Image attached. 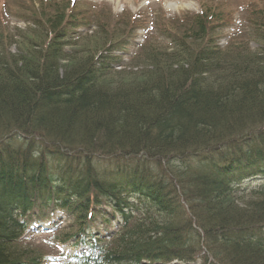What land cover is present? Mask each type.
<instances>
[{"label":"trees","instance_id":"1","mask_svg":"<svg viewBox=\"0 0 264 264\" xmlns=\"http://www.w3.org/2000/svg\"><path fill=\"white\" fill-rule=\"evenodd\" d=\"M66 8L30 56L0 52V264H43L25 235L54 211L56 242L82 250L67 264H264V181L247 184L264 176V14L261 46L219 48L203 5L140 83L108 85L139 16L78 55L68 31L88 20Z\"/></svg>","mask_w":264,"mask_h":264},{"label":"rangeland","instance_id":"2","mask_svg":"<svg viewBox=\"0 0 264 264\" xmlns=\"http://www.w3.org/2000/svg\"><path fill=\"white\" fill-rule=\"evenodd\" d=\"M66 4L76 7L71 10L66 8ZM203 5L216 14L221 13L219 18L222 20L217 21L209 31L210 39L219 48L231 47L236 43L248 44L252 50L261 46L249 23L253 25L256 16L264 14V0H0V52L14 59L17 58L14 55L24 53L30 56L31 51L26 46L29 43H45L43 34L46 23L48 19L53 20L56 13L62 12V8H66L63 13L72 11L78 14L79 20H88L85 26L77 25L73 27L74 30L68 31L75 41L64 49L78 55L101 46L102 40L106 44L121 38L123 22L132 15L139 16L141 23L133 32V42L130 41L125 51L113 50L116 53L114 59H118L113 65L116 73L106 83H140L146 75L147 62H143L146 53L153 47H168V40L162 33L169 28L176 31L184 28L185 25L180 26L181 17L199 13ZM263 181L264 176H260L247 184L254 186ZM42 221L41 225L35 223V231L32 229L25 236L38 251L46 255L43 264H67L66 259L74 251L81 252V246L56 242L53 233L49 232L53 222H66L62 212L54 211Z\"/></svg>","mask_w":264,"mask_h":264}]
</instances>
